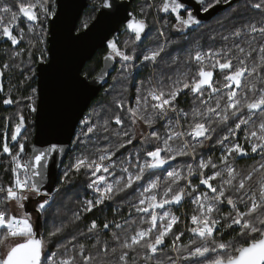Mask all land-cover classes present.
<instances>
[{"label":"snow or ice","instance_id":"snow-or-ice-1","mask_svg":"<svg viewBox=\"0 0 264 264\" xmlns=\"http://www.w3.org/2000/svg\"><path fill=\"white\" fill-rule=\"evenodd\" d=\"M197 2L205 12L214 7L211 3L204 5L203 0ZM219 3L221 0H215V4ZM223 3L231 6L232 0ZM99 7L112 9L113 2L102 0ZM151 7L146 4L140 9L143 18L127 25L134 35L130 53L121 51L115 41L110 43L111 52L104 59L120 57L125 62L118 78L120 94L112 100L116 110H94L96 120H84V127L76 136L78 151L62 173L61 188H77V178L83 173L88 177L86 187L94 195L79 201V211L67 221H53L47 241L37 238L30 214L18 217L10 215L6 208L15 201L23 209L30 196L43 197L35 201L40 215L53 207L55 199L50 200L41 185L46 170L51 175L47 169L50 154L63 153L64 149L56 144L46 149L34 148V156L22 163L25 144L18 140L25 129L22 112L16 114L18 120L10 135L15 145L10 146L5 131L2 152L11 158V166L5 169L11 179L7 186L0 185V205L5 206L0 209V244L10 237L15 238V243L0 253V264H264V0H237L231 15L225 17L228 23L217 21L219 29L206 34V49L200 44L205 39L201 36L184 49L170 51L180 41L169 40L163 30L159 37L151 36L147 22V9ZM159 10L176 13L178 24L173 27L177 31H198L202 26V20L188 11L182 0H164ZM181 10L185 15L180 14ZM55 16L54 0H0V36L19 45L25 38L24 30L14 34V29L21 19L38 22L29 25V32L39 31L28 43L29 49L40 45L37 55L43 61L47 51L45 20ZM128 46L125 42V48ZM141 46L142 52L137 55V47ZM20 55L19 51L14 53L16 57ZM28 56L24 68L20 64H3L0 77L11 67L20 68L24 75L26 68L28 74L23 83L27 84L36 75L30 50ZM136 61L150 72L139 81L130 106L126 102L127 85L137 70ZM217 69L223 75L220 87L214 81ZM28 88L31 94L23 98L32 101L28 107L34 113L38 110V93L31 84ZM3 91L0 82V92ZM189 94L193 101L190 111H186L179 101ZM2 102L19 103L10 96ZM157 124L164 128L163 134L155 127ZM138 125L147 126V135ZM102 142H106L104 147H99ZM129 146L134 151H129ZM217 148L220 155L215 158L201 152H214ZM256 156L259 160L250 168L236 166L237 157L255 160ZM177 157L190 158L195 167L188 163L170 171L164 168ZM160 169L167 172L168 181L158 195L161 185L155 170ZM193 177L198 183H193ZM56 191L59 194L61 189ZM186 201L196 205L191 215L194 226L186 230L199 240L190 239L188 245H181L178 242L185 234L178 227L181 217L169 210L160 214L157 209H165L166 205L182 207ZM124 204L128 205L127 217L121 210ZM107 208H113L125 223L114 218L98 224L92 219L86 231L79 230L77 222L83 220L84 213ZM133 211L144 215L129 220ZM70 228L72 231L68 232ZM225 233L232 240L221 239ZM237 237L241 243L236 242ZM54 240L56 250L45 252L46 243ZM164 248L174 251L175 257L165 253L166 259L158 258Z\"/></svg>","mask_w":264,"mask_h":264},{"label":"water","instance_id":"water-1","mask_svg":"<svg viewBox=\"0 0 264 264\" xmlns=\"http://www.w3.org/2000/svg\"><path fill=\"white\" fill-rule=\"evenodd\" d=\"M133 1L112 0V9L100 7L89 25L78 30L80 18L89 6L88 0H56V16L49 20L48 59L39 61L36 70L38 110L35 112V132L30 146V158L35 154L34 148L46 149L56 144L64 149L63 153H53L49 157L47 169L51 175L46 170L44 183L41 185L42 192L48 193L49 197L56 190L61 169L72 150L81 120L92 101L107 86L119 63L117 58H103L102 66L94 76L84 74L83 69L99 49L106 48L108 53L111 52L110 43H118L123 27L132 33L127 25L139 18ZM235 1L237 0H232V4ZM182 2L187 9H193V14L202 23L208 22L230 6L221 2L205 12L203 5L197 0ZM5 41L4 38L0 42ZM5 131L10 134V123H7ZM15 143L10 140L9 135L10 146ZM35 229L37 238L43 237L41 230L38 227Z\"/></svg>","mask_w":264,"mask_h":264},{"label":"trees","instance_id":"trees-1","mask_svg":"<svg viewBox=\"0 0 264 264\" xmlns=\"http://www.w3.org/2000/svg\"><path fill=\"white\" fill-rule=\"evenodd\" d=\"M94 1L96 3H98V5L93 8L92 3H91L92 1L88 0V2L91 4V6H88L84 10V12L80 18L78 26L82 27V24L84 23V22L82 23V20L85 16H89V18L91 19L92 16L94 17L95 14L98 12V8H99V5L102 2V0H94ZM207 1H208V3H211V4L215 3V0H207ZM163 2H164V0H134L133 1V7H134L137 15L139 16V18H143L142 14L140 12V9L142 7H146V4L150 3L152 5L151 8L147 9V22H148L150 29H151V36L152 37H159V31H160V29H162L164 31L165 36H167L169 40L180 41V44L172 45L171 48L169 49L170 51H172L173 49H184L188 46L189 42H191V41H193V40H195L201 36H204L205 39L201 40L200 44L203 48L206 49L207 48L206 34L211 32L213 29H219L220 25L217 23V21L224 20L225 23H228V21L225 20V17H229L231 15L232 7H234L237 3V1H235L227 9L221 11L218 14V16L216 17V19H213L209 23V26H207L206 24H202V26L199 28L198 31H193L192 29H188L185 32L176 33L175 30H173V28H175L173 26L177 22L176 16L171 12L168 14L166 12H163L162 10H159L160 6L162 5ZM221 2H223V0H221ZM37 11H38V9H37ZM34 23H36L35 25H37L38 22H34ZM20 27H24L26 29V31L28 32V35L25 34L26 38H24V40H22L19 45H12L11 42L9 41V43H7V44H5V42H2L0 44V47H2L4 45L6 47H10L12 49V52H11L12 56L10 58L11 59L10 64L11 65L20 64L21 68H24V65L29 62L28 50H30L33 53V60L35 61V63L32 66L35 67L39 63V60H40L39 56L37 55V52L39 51L40 45L37 44V47L29 49L28 41L30 39H34V37L37 35L39 29H37V32L35 34L33 33V35H32L33 37H32L31 36L32 32H29L26 25L22 21V22H20L19 26L14 29L15 30L14 34H19L18 29ZM125 34L130 36L132 39H134V35L132 33H130L129 31H127L123 27V31L120 35L117 46H118V48H120L121 51H127L130 53L132 50V47L134 45L131 44L127 48H125V41H124V35ZM1 38H3V37L0 36V39ZM47 42H46V47H47ZM159 42H161V43L163 42V37L159 38ZM13 49H15V50H13ZM13 51H15V52L19 51V52H21V55L19 57H16L13 55ZM108 51L109 50L106 48L99 49L97 51L96 55L94 56V58L86 63V65L83 69V73L89 74L90 76H94L97 73V71L100 69V67L102 66L103 58L108 53ZM141 52H142V46L137 47V55H140ZM117 59H118V63H119L117 70L112 74L110 81L107 84V86L104 88V90H102L100 92V94L97 96V98H95L92 101V103L90 104V106L87 110L86 115L81 120V124H80L79 128L77 129V132L75 134V137H74V140L72 143V150H71L70 154L68 155V158H67L66 162L64 163V165L61 169L59 180H58V183L56 186V189L57 188L61 189L60 193L57 194V191L55 190V192L53 193L52 196H50V197L48 196V198L50 200L53 198L55 199V204L44 215H40L36 211L35 201L36 200H42L43 199L42 196H38L35 198L30 196L29 200L25 202V206H24L25 213H28V214L34 216V220H33L34 221V227L35 228L38 227L41 230L42 236L45 239V241L48 240L47 232L51 229L53 221H55L57 224L61 220L67 221V219L72 216L73 212L79 211V209H80V205L78 203L79 201L92 198V196L94 195L92 190L88 189L86 187V183L88 182V177L83 175V173L77 178L78 185H79L77 188L71 189V186H69L68 189L61 188V183H62V179H63L62 173L64 171V168L72 160H74V154L78 151V149L76 148V136L80 133L81 128L84 127L83 122L85 119H87L88 113H90L93 109L100 110L102 108L103 109L112 108L113 111L116 110L113 103H112V100H113L114 95L118 96L120 94L121 82L118 79L121 75L120 65L122 63H125L122 61V59L120 57H117ZM6 61L7 60L5 59V56L0 51V67H2ZM136 65H137V70L133 71L132 76H131V82L127 85L128 86V92L126 93V102L130 106L133 105L134 99L137 95L136 89H137V87H139V81L146 79L147 76L149 75V72H150V70L144 68L143 65H141L139 61H136ZM193 71H195V68H193ZM35 73H36V70H35ZM27 74H28V72H27V69L25 68L24 69V75H27ZM24 75L21 74L20 68L13 67L11 74H8V72L4 70V76L0 77V82H2L3 87H4V91L0 92V183L3 185H7L9 180H10V174L5 171L6 168L10 167L9 166V156L2 152L3 135H4L5 130L7 128V127L5 128V124H7V122L5 121V115H7L8 112L13 111L14 106H17V104H19V103L23 104L26 107V104L28 103L29 100L24 99L23 97H27L31 94V88H28V84H31L32 88L37 89V75H35L30 81H28L27 84L23 83ZM214 81L216 82V85L218 87L222 86L223 76L220 73L219 69L216 70V74L214 75ZM8 92L12 93L13 100L19 101V103L4 104L2 101L7 98L5 93L8 94ZM37 93H38V89H37ZM37 97L38 96H36V98ZM192 101H193V97L191 94H189L188 96L180 99V101H179L180 107L184 108L186 111H190V108L192 106ZM11 106H13V107H11ZM23 115L25 116V129L23 130L21 137L29 128H32V134L31 135L33 136L34 132H35V123H34L35 115L33 113H32V115H29V114H27V112L25 110H24ZM104 115H105V112L101 111V116H104ZM122 117H123V113H122ZM91 120L95 121L96 117L92 116ZM8 123H10V130L12 132L13 131L12 124L10 121H8ZM182 123H185V122L183 121ZM113 127H116V125L113 124ZM155 127L157 129H159V131L163 134L164 128H161L160 124H157ZM241 140H242V137H241ZM105 143L106 142L100 143L99 147H104ZM137 147H139V145H137ZM129 151H134V149H132L131 146H129ZM201 152L205 153V155H212L214 158L218 157L220 155L219 148H217V150H215L214 152H205L204 149H201ZM117 156L121 160L124 159V157L119 156V153L117 154ZM113 159H117V158L114 157ZM258 160L259 159L254 160V159H251L249 157H246V158H238L237 157L236 166L238 168L248 169L254 163H256V161H258ZM190 162H191V159L188 157H177V159L172 161V163L166 169L171 170L172 167L179 168V167H181L185 164H188ZM156 173H161V174H164L166 176V171H164V170H157ZM89 175H90V173H89ZM117 175L119 176V173H117ZM110 179H114V178H110ZM192 179H193L194 184L198 183V181L195 179V177H193ZM161 181L162 180L160 179V182ZM180 183L183 184L184 182L181 181ZM138 191H141V189H138ZM133 202H137V201H133ZM2 206L3 205H1L0 208ZM192 206L193 205H191L190 202L186 203L184 205V207L187 208L186 209L187 212L190 211ZM184 207H179L175 210L180 211V209L184 208ZM121 210L123 211L124 216L127 217L128 205L124 204ZM143 215L144 214H136L133 211L132 217H128V219L129 220L137 219L138 216H143ZM187 215H188V213H187ZM114 218L117 219L118 222H120L122 224L125 223L124 219H121L119 217V215L113 211V208H107L103 212L94 211V213H84L83 214V220L78 221L77 226H78L79 230L86 231V227L92 219H95L97 221V223L100 224L104 220H112ZM125 226H127V225H125ZM71 231H72L71 228L68 229V232H71ZM105 231H107V230H105ZM188 235H189L188 238L190 239V233H188ZM230 237H232V236L228 234V236L223 238V240H229V239L233 238V237L232 238H230ZM105 238H108V237H105ZM60 239H62V238H60ZM166 241L169 244L171 242L168 239H166ZM85 242L91 244L94 241H85ZM55 249H56L55 248V240H54V244L46 243L45 252L50 253V252H53ZM166 249H168V248H164V250H166Z\"/></svg>","mask_w":264,"mask_h":264},{"label":"rangeland","instance_id":"rangeland-1","mask_svg":"<svg viewBox=\"0 0 264 264\" xmlns=\"http://www.w3.org/2000/svg\"><path fill=\"white\" fill-rule=\"evenodd\" d=\"M92 2V7L94 8L95 6H97L98 5V3H96L94 0H91ZM90 2V1H89ZM102 3V2H101ZM100 3V4H101ZM54 6H55V10H56V0H54ZM89 6H91V4L89 3ZM100 8V7H99ZM99 8H98V10H99ZM40 10L38 9V11L37 12H39ZM223 11V10H222ZM97 14V13H96ZM96 14H95V16H96ZM95 16L93 17L92 16V18L90 19L89 18V16H85L84 18H83V20H82V27H80V26H78V30H82V29H84V28H86V27H84V25H89V23L95 18ZM42 19H43V17H41ZM50 18L51 17H48L46 20H45V31H46V38H47V41H48V36H49V20H50ZM85 20V21H84ZM23 21V23L26 25V27H27V29H29V25L31 24V25H33V26H35V24L36 23H34V22H30V21H27L26 20V18H22L21 19V22ZM210 22V21H209ZM207 22H204V23H202V24H206ZM23 29L24 30V36H25V34L26 35H28V32L26 31V29L24 28V27H20L19 29H18V31H20V29ZM160 30H162V29H160ZM173 30H175V32L176 33H180V31H177V29L176 28H173ZM164 32V31H163ZM33 33L35 34L36 32H32L31 33V36L33 35ZM33 37V36H32ZM25 38H26V36H25ZM133 39L130 37V36H128V35H124V41L125 42H128V45H131V41H132ZM44 47L47 49V52H45V54H44V60H47L48 59V42H47V47H46V45H44ZM13 50H15V49H13ZM0 51L3 53V55L5 56V59L7 60L5 63H8V64H10V61H11V56H12V54H11V52H12V49L10 48V47H6L5 45L4 46H2V47H0ZM14 52L15 51H13V55H14ZM17 52V51H16ZM38 53V52H37ZM117 58V57H116ZM9 59V60H8ZM39 61H41V60H39ZM4 63V64H5ZM11 65V64H10ZM38 65V64H37ZM37 65L34 67V69L35 70H37ZM120 67H121V65H120ZM13 70V67H11L10 69H6L5 71H7L8 72V74H11V71ZM120 72H121V69H120ZM8 96H10L12 99H13V95H12V93H10V92H8ZM8 96H7V98H8ZM37 96H38V94H37ZM37 100H38V97L37 98H35V105L37 106ZM32 101H28V103L26 104V107L23 105V104H21V103H19V104H17V106H14V110L13 111H10V112H8L7 113V115H5V121L8 123V121H10L11 122V124H12V127H13V131H14V128H15V123L17 122V120H18V116L16 115L18 112H22V113H24V110L27 112V114H29V115H32V113L33 112H31L30 111V109H29V107H28V105L31 103ZM11 107H13V106H11ZM94 110H96V109H93L90 113H88V116H87V119H91V117L93 116L92 115V113L94 112ZM34 115H35V113H33ZM8 117H12V119H10V120H8L7 118ZM138 127L140 128V130L141 131H143L144 132V134L145 135H147V132L148 131H150L149 129H147V126L146 125H138ZM32 134V128H29V129H27V131L23 134V136H26L27 137V142L29 143V142H32L31 140L33 139V137H34V135L32 136L31 135ZM22 136V137H23ZM191 164H193V167H195V163L191 160V162H190ZM156 175L157 176H159V179H161L162 181L160 182V189H159V192H158V195H161L162 194V192H163V190H164V188H165V181H168V177H167V175L165 176L164 174H161V173H156ZM153 179H155V177H153ZM142 190V189H141ZM198 194V193H197ZM33 205V204H32ZM5 206L3 205L0 209H3ZM196 208V205H194V208H193V210ZM186 207H184V208H181L180 209V211H177V210H174V209H171V208H167V209H162V210H160V211H158V213H160V214H162L164 211H166V210H169V211H171L172 213H174L175 215H177V216H179V217H181V223L178 225V227H179V229L180 230H184V232H185V234H184V236H182L181 238H180V241L178 242L179 244H181V245H188L189 244V235H188V232L189 231H187L186 229L187 228H189V227H193L194 225H192L191 224V215L192 214H194V212L190 215V217L187 215V211H186ZM6 210H7V212L10 214V215H16V216H21L23 213H25V211H24V208L23 209H20L18 206H17V204H16V202L15 201H13V202H11V204H9V205H7V208H6ZM32 216V215H31ZM32 219L34 220V216H32ZM159 223V222H158ZM142 227H147V225H142ZM173 231H176V228H174L173 229ZM166 239H168V240H170L171 241V237H168V238H166ZM194 239H197V238H194ZM197 240H199V239H197ZM236 242L238 243H241L242 241L240 240V238L239 237H237L236 238ZM15 243V238H9L7 241H4V243L3 244H0V253H4V252H6V250H7V248H8V246L9 245H11V244H14ZM50 244H54V241L53 242H50ZM189 247H192L191 245H189ZM56 250V249H55ZM54 250V251H55ZM165 253L167 254V256H173V257H175V255H176V253L174 252V251H172V250H170V249H166V250H163V252H160V253H158L157 254V256H158V258H161V259H166V256H165ZM185 255H186V253H184ZM184 264H191V262L190 261H188V262H184Z\"/></svg>","mask_w":264,"mask_h":264},{"label":"flooded vegetation","instance_id":"flooded-vegetation-1","mask_svg":"<svg viewBox=\"0 0 264 264\" xmlns=\"http://www.w3.org/2000/svg\"><path fill=\"white\" fill-rule=\"evenodd\" d=\"M203 4L206 5V4H209V3H208L207 0H204V1H203ZM214 4H215V3H213V5H214ZM202 8H203V7H202ZM187 10H188V11H191V12L193 13V9H187ZM167 13L169 14L170 12H167ZM219 13H220V12H219ZM219 13H218V14H219ZM173 14L176 16V13H173ZM180 14H181L182 16L185 15V13H184L183 10H181V13H180ZM218 14L215 15V16H214L211 20H209V21L211 22L213 19H216V17L218 16ZM209 21L206 23L207 26H209V23H210ZM177 24H178V21L176 22L175 25H177ZM186 30H188V29H185L184 32H185ZM14 33H15V30H14ZM3 39H4V37L1 38L0 41H2ZM5 39H6L5 44L9 43V41L7 40V38H5ZM1 43H2V42H0V44H1ZM222 76H223V75H222ZM10 135H11V130H10ZM238 158H240V157H238ZM244 158H246V157H244ZM255 159H259V156H256ZM202 187H203V186H202ZM186 203H189V202H187V201L184 202L182 207H184V205H185ZM191 205H193V206L191 207L190 211L187 212L189 217H190V215L193 213V208H194V204H191ZM179 207H181V206H175V205H172V206H165V209H167V208H171V209H174V210H175V209H177V208H179ZM160 210H162V209H158L157 212L160 211ZM188 233H190V239H194V238L199 239L198 237H195L194 234H192L191 232H188ZM226 236H228V233H225V235H224L223 237H221V239L225 238ZM230 238H232V237H230ZM229 240H232V239H229Z\"/></svg>","mask_w":264,"mask_h":264},{"label":"built area","instance_id":"built-area-1","mask_svg":"<svg viewBox=\"0 0 264 264\" xmlns=\"http://www.w3.org/2000/svg\"><path fill=\"white\" fill-rule=\"evenodd\" d=\"M183 122V120L181 121V123ZM20 142H23L25 144V152L21 154V162H25L26 160H28L31 156V150H30V146H31V143L32 142H27V140H22L21 138H19ZM10 157H9V162H10ZM9 166L10 163H9ZM170 171V170H169ZM166 175H167V172H166ZM10 179H11V176H10ZM0 185H3L0 183ZM4 186H7V185H4ZM3 194H0V197H2ZM1 206V205H0Z\"/></svg>","mask_w":264,"mask_h":264},{"label":"bare ground","instance_id":"bare-ground-1","mask_svg":"<svg viewBox=\"0 0 264 264\" xmlns=\"http://www.w3.org/2000/svg\"><path fill=\"white\" fill-rule=\"evenodd\" d=\"M156 33V32H155ZM154 34V33H153ZM203 40V39H202Z\"/></svg>","mask_w":264,"mask_h":264}]
</instances>
